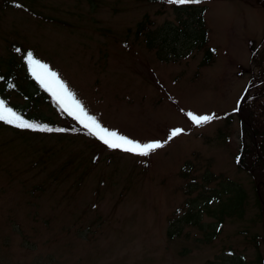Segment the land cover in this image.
I'll return each instance as SVG.
<instances>
[{"label": "rangeland", "instance_id": "1", "mask_svg": "<svg viewBox=\"0 0 264 264\" xmlns=\"http://www.w3.org/2000/svg\"><path fill=\"white\" fill-rule=\"evenodd\" d=\"M150 31L160 51L147 45ZM206 45L212 59L201 64ZM29 51L103 127L164 147L111 149L64 110L87 133L0 122V264H259L263 221L255 177L235 163L233 110L264 84V2L0 0V83L13 85L5 103L61 129L68 119L51 100L17 90L35 91ZM189 112L217 119L197 126Z\"/></svg>", "mask_w": 264, "mask_h": 264}, {"label": "trees", "instance_id": "2", "mask_svg": "<svg viewBox=\"0 0 264 264\" xmlns=\"http://www.w3.org/2000/svg\"><path fill=\"white\" fill-rule=\"evenodd\" d=\"M264 2V0H261ZM180 10V8H177ZM186 9V8H185ZM189 9V8H187ZM189 12H193L189 10ZM204 9L201 8L198 11L197 16L194 19V22L196 24V32L195 35H197L196 39L199 43L204 44L207 40V30L208 28L205 25L204 17H203ZM144 22H139L137 25V33L138 32H144L145 30ZM146 33V32H145ZM155 32H147L145 39L147 42V45L149 47L157 46L158 51H160L161 45L159 43H154L155 39ZM254 55H257L256 48L253 50ZM212 53L213 48L210 45H206L204 48V56L201 59V64L209 63L212 59ZM27 79L30 83H33L35 85V91L32 93H27L26 91H23L22 89L17 87V90L19 93L25 95L26 97L30 99L35 98H42L49 102L50 100L56 105V107L60 108L63 114L67 117L69 126H62L61 129L65 130H72L70 128H74L76 131L84 132L85 130L81 128L78 124L72 122L69 116L63 111V109L59 106L58 102L53 98L50 92L46 91L44 87L40 85V83L32 77V74L29 73L26 75ZM0 83V100L4 99V94L7 89H11L13 87L12 83L10 81L1 80ZM260 81H256L253 78V82L255 83V86H259ZM264 83V81L262 82ZM9 85H12L11 87ZM251 86V85H250ZM247 88L246 92L243 93L242 98L240 99L239 103H237V107L234 111V113L239 117L240 121V127H241V143H239L238 152L235 154V163L239 168L245 169V171H248L250 174H252L255 177V200L257 205L260 207L261 210V216L263 221V227H264V110L262 106V97H264V84L260 85L254 92H251ZM13 110H15L18 114L22 115L24 119L31 121V119L26 115L25 109L26 107H17L12 106ZM238 109V110H237ZM231 115V114H230ZM230 117V116H229ZM228 117V118H229ZM52 128V126H49ZM54 129V127H53ZM86 132V131H85ZM84 132V133H85ZM87 133V132H86ZM90 134V133H89ZM92 135V134H91ZM232 186L237 185L230 183ZM239 186V185H237ZM243 188V187H241ZM239 199L236 200L235 204L241 203L247 201V194L245 191L244 196H237ZM264 231V230H263ZM257 244H259L258 240L255 239ZM264 243V236L263 241ZM259 264H264V254L262 256H259L258 258Z\"/></svg>", "mask_w": 264, "mask_h": 264}, {"label": "snow or ice", "instance_id": "3", "mask_svg": "<svg viewBox=\"0 0 264 264\" xmlns=\"http://www.w3.org/2000/svg\"><path fill=\"white\" fill-rule=\"evenodd\" d=\"M167 2L175 5H186L198 4L201 0H167ZM16 51L19 52L20 49H16ZM25 59L32 77L36 79L46 91L50 92L52 96L56 98L58 104L63 110L73 119L78 121L84 128L88 129L90 134L96 136L109 148L119 149L141 156H148L156 150L164 147V143L160 141L141 143L103 127L97 121L96 117L89 115L82 103L75 97V94L71 92L66 83L59 78L58 73L52 71L46 63L35 58L31 51L27 52ZM9 86L11 87L12 85ZM188 116L197 126H204L211 123L214 119H217L215 114L200 116L189 112ZM0 122L13 125L16 128L31 129L33 131H66L65 129H53L46 125L30 122L8 106L3 100H0ZM182 131V129L173 130L169 139L181 134Z\"/></svg>", "mask_w": 264, "mask_h": 264}]
</instances>
